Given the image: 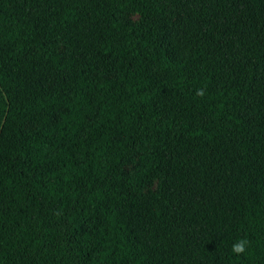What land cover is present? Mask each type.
<instances>
[{
	"label": "trees",
	"instance_id": "trees-1",
	"mask_svg": "<svg viewBox=\"0 0 264 264\" xmlns=\"http://www.w3.org/2000/svg\"><path fill=\"white\" fill-rule=\"evenodd\" d=\"M0 264H264V0H0Z\"/></svg>",
	"mask_w": 264,
	"mask_h": 264
},
{
	"label": "rangeland",
	"instance_id": "rangeland-1",
	"mask_svg": "<svg viewBox=\"0 0 264 264\" xmlns=\"http://www.w3.org/2000/svg\"><path fill=\"white\" fill-rule=\"evenodd\" d=\"M115 19L122 25L124 26H131L135 23H137L140 19L138 13L135 12H129V11H116L115 14ZM52 43L56 44L57 39H53L51 41ZM56 52L62 57L63 60H66L68 58V47L66 44H59L56 47ZM97 74L92 71H86L85 72V77L88 81H94L96 78ZM102 77L109 79V80H116L119 77V73L112 71L108 74H103L101 75ZM65 112V111H62ZM93 116H98L97 115V110L95 109L93 112ZM60 119V116L56 114L52 120L51 123L56 122ZM90 118H87L89 120ZM163 122V119L159 120V123L161 124ZM37 128V124L32 123V122H25L24 125L22 126L23 131H34ZM151 155H152V146L149 143H142L139 145L135 152L134 155L126 161V163L123 166V175L125 177H132L134 176L138 171H144L147 169H151L153 165V161L151 160ZM160 182V177H152L150 178L146 184L142 188V193L144 195H151L157 192L158 190V185ZM96 221H88L82 224L81 229L83 231H89L93 230L95 226ZM81 230V232H82Z\"/></svg>",
	"mask_w": 264,
	"mask_h": 264
},
{
	"label": "clouds",
	"instance_id": "clouds-1",
	"mask_svg": "<svg viewBox=\"0 0 264 264\" xmlns=\"http://www.w3.org/2000/svg\"><path fill=\"white\" fill-rule=\"evenodd\" d=\"M198 94H200V93H198ZM247 246H248L247 239H244V238L237 239L231 245V251L234 254H243V253H245Z\"/></svg>",
	"mask_w": 264,
	"mask_h": 264
}]
</instances>
